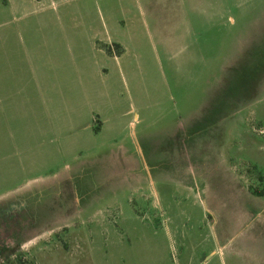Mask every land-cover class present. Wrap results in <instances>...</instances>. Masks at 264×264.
<instances>
[{"label":"rangeland","instance_id":"rangeland-1","mask_svg":"<svg viewBox=\"0 0 264 264\" xmlns=\"http://www.w3.org/2000/svg\"><path fill=\"white\" fill-rule=\"evenodd\" d=\"M8 1L0 23L43 57L82 21L125 49L111 89L71 87L75 104L115 108L81 150L53 136L52 156H35L23 111L22 153L0 137V213L25 214L0 225V264H264V0Z\"/></svg>","mask_w":264,"mask_h":264},{"label":"crops","instance_id":"crops-1","mask_svg":"<svg viewBox=\"0 0 264 264\" xmlns=\"http://www.w3.org/2000/svg\"><path fill=\"white\" fill-rule=\"evenodd\" d=\"M32 1L11 0L7 6L10 10L23 9ZM14 24L0 23V137L5 136L6 129L7 140L11 142L8 145L11 151L7 156L20 155L24 150V140L20 138L21 111L24 118L29 115L34 121L31 123L29 151H33L35 156H52L53 136L68 140V147L81 150L83 138L95 140L106 126L113 124L115 108L103 107L97 99L87 106L75 104L68 98L71 87L79 84L89 93L96 92L97 86L111 89V71L123 56V41L116 38L105 24L100 27L82 21L77 27L66 25L60 30L71 33L68 35L71 46L67 49L73 54L69 61H65L59 56L62 52L59 41L68 32L52 34L43 57L38 54L41 46L36 47L26 40L21 34L24 27H14ZM111 43L120 44L123 52L118 56L110 55L98 45ZM53 55L54 58L51 57ZM73 71L77 76L71 80L70 73ZM2 145L0 141V147ZM59 149H62L61 145L56 148Z\"/></svg>","mask_w":264,"mask_h":264},{"label":"flooded vegetation","instance_id":"flooded-vegetation-1","mask_svg":"<svg viewBox=\"0 0 264 264\" xmlns=\"http://www.w3.org/2000/svg\"><path fill=\"white\" fill-rule=\"evenodd\" d=\"M25 215V214H24ZM24 215L21 216L20 214L15 213L14 211L11 212L10 210H7L6 212L3 211L2 213H0V225L4 224L5 222H8L6 225V227L8 226L13 227V225L15 223L19 224V220H23L24 219ZM27 215V214H26ZM5 227L4 232L7 230V228ZM20 228V227H19ZM6 233V232H5ZM5 238V237H4Z\"/></svg>","mask_w":264,"mask_h":264},{"label":"trees","instance_id":"trees-1","mask_svg":"<svg viewBox=\"0 0 264 264\" xmlns=\"http://www.w3.org/2000/svg\"><path fill=\"white\" fill-rule=\"evenodd\" d=\"M115 47L118 45H114ZM105 49L107 52H111V49L109 46H105ZM118 53H120V50L118 51ZM256 194H261L262 190L260 191H255ZM7 264H32L31 262L27 261L26 259L22 258V257H18L16 261H10Z\"/></svg>","mask_w":264,"mask_h":264}]
</instances>
